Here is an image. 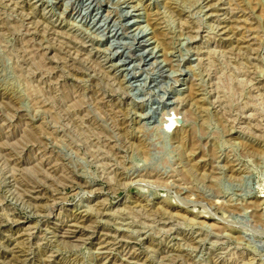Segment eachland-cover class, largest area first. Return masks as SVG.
<instances>
[{
	"label": "rangeland",
	"instance_id": "rangeland-1",
	"mask_svg": "<svg viewBox=\"0 0 264 264\" xmlns=\"http://www.w3.org/2000/svg\"><path fill=\"white\" fill-rule=\"evenodd\" d=\"M0 264H264V0H0Z\"/></svg>",
	"mask_w": 264,
	"mask_h": 264
},
{
	"label": "bare ground",
	"instance_id": "bare-ground-1",
	"mask_svg": "<svg viewBox=\"0 0 264 264\" xmlns=\"http://www.w3.org/2000/svg\"><path fill=\"white\" fill-rule=\"evenodd\" d=\"M177 116H178V115H177ZM171 122H173V121H171ZM173 123H174V122H173ZM191 135L193 136V137H191V138H195V136H194V133H193V132H192V134H191ZM191 135H190V136H191Z\"/></svg>",
	"mask_w": 264,
	"mask_h": 264
}]
</instances>
